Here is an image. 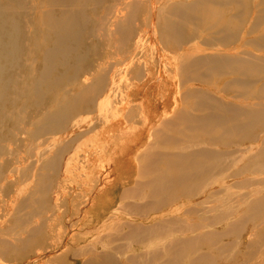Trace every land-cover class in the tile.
Masks as SVG:
<instances>
[{
	"label": "bare ground",
	"instance_id": "1",
	"mask_svg": "<svg viewBox=\"0 0 264 264\" xmlns=\"http://www.w3.org/2000/svg\"><path fill=\"white\" fill-rule=\"evenodd\" d=\"M142 1L146 0H0V108L1 101L9 99L8 89H17L18 82L37 100L56 95L61 84L89 68L86 42L98 34H105L115 44L114 52L127 49L138 55L141 49H154L163 64H168L166 57L164 60L168 43L160 42L155 24L145 36L151 21H159L165 39L176 42L175 78L182 83L213 84L219 92L234 97L219 98L215 91L210 94L191 86L170 102L169 97L130 99L132 109L125 113L135 121L128 131L115 133L113 145L118 149L112 151L111 147L109 159L101 156L105 158L101 169L85 172L82 182H90L89 187L64 201L72 213L83 212L87 227L79 229L74 242L64 245L59 255L45 256L52 264H213L205 254H198L203 247L228 260L232 253L222 251L230 244L225 239L238 238L245 228L254 226L250 214L264 207V189L256 188L237 196L246 208L232 214L223 202L234 198L221 189L227 184L250 183L251 178L239 180V175L264 170V103H252L264 101V0H156L147 9L141 7ZM124 57L119 62L111 57L112 63L105 64L102 75L100 70L84 73L88 105L106 108L110 88L125 75L121 62L128 55ZM223 77L230 79L218 84L217 79ZM159 102L170 105L160 111L156 109ZM71 109L78 114L85 106L77 97ZM41 120L29 122L28 138L55 132L56 127L49 123L38 126ZM133 132H138L137 137L122 149L121 144L126 145L122 137ZM76 138L70 136L53 154H30L36 160L34 171L59 170V180H64L69 166L63 153ZM7 142L5 148L10 149ZM243 142L248 145L238 147ZM234 163L240 167L229 169ZM107 165L113 169L105 175ZM29 175L32 190L23 204L27 210L18 215L17 222L21 227H34L18 242L19 251L0 238V258L6 263L13 254L20 264L32 262L29 256L40 244L35 234L46 230L43 234L48 235L55 228V219L42 223L36 218L48 201V192L59 186L46 172ZM107 178L110 180L105 181ZM82 199L88 201L86 208L78 207ZM207 214L213 220L211 225L221 222L224 230L190 225L193 216L205 218ZM259 243L260 238L250 241L248 248ZM248 256L252 257L247 261L225 264H264V259H253V253Z\"/></svg>",
	"mask_w": 264,
	"mask_h": 264
},
{
	"label": "rangeland",
	"instance_id": "2",
	"mask_svg": "<svg viewBox=\"0 0 264 264\" xmlns=\"http://www.w3.org/2000/svg\"><path fill=\"white\" fill-rule=\"evenodd\" d=\"M155 1L156 0L142 1L140 5L141 7L147 9V7ZM227 10L230 11V8L227 7L226 11ZM137 19L140 20L141 15ZM151 23L152 21L148 23L149 27L146 29L147 31L145 32V36L146 34L148 35V30L150 32V30L154 27L152 25L155 24V33L158 35L160 42L162 44L168 43V47L167 45L164 46L167 48L164 60L167 58L166 62L168 64H163L158 55L159 51L154 49H141L138 51V55L137 52L132 54L131 50L127 51V49L125 52H114L115 44L110 43L106 35L102 33L91 37L86 42L89 48L88 58L85 64L89 68H85V70L80 71L79 77L73 79L74 81L71 80L67 84H61L58 92H56V95L47 94L45 98L37 100V98H34L32 93L25 90L24 86L26 85L18 82L16 84L17 89L14 90L11 87L8 89L7 95L9 99H3L1 101L0 117H4V120H0V160L3 161V164L0 165V238L7 241L13 249L19 251L21 250V246H19L18 242L24 240L28 235H30V231L33 229L32 227H34L32 224H22L23 227H21V224L17 222L18 215L25 213L27 210L23 204L28 200V191L32 190V188H30L32 180H29L30 173L33 172V174H38L46 172L51 177L52 182L59 186V188L55 189L54 192H52V190L48 192V201L39 208V217L36 218H39L42 223L52 222V220L55 219V228L54 230H51L48 235L43 234L46 230H43L41 234H35V239L39 241L40 244L34 248L33 252L29 256L33 259V261L29 264H52L45 256L52 257L59 255L64 245L74 242L73 239L77 236L79 229H86L87 224L84 219L83 212L72 213V211L68 210L64 201L67 200L69 196L79 193L82 189L84 190L89 187L90 182H82V179L85 178V172L88 171L93 173V171L101 169L102 163L105 162V158L101 156L104 155L107 159H109L112 155V152H110L111 147L112 151L118 149L116 144L113 145L115 133L120 135V132L124 133L128 131L130 129V124L135 121L134 117L131 118L125 113V110H130V108L132 109L131 103L129 102L130 99L144 98L142 101H145L146 98H163L165 100L169 97L170 102L172 98H181L179 97V94L183 93L191 86L204 88L210 94H213L215 91L218 93L217 95L219 98H234L233 96L228 97L227 94L219 92L217 86L215 87L213 84L198 81H188L182 83L178 80L179 78H175L177 76V72L175 71L172 62L174 57L178 56L179 53V50H174L176 42L165 39L164 36L166 32L159 21L157 24L155 22ZM99 31L101 30L99 29L98 33ZM171 42L174 44H171ZM125 55H128V57L121 62L123 67L122 73L124 72L125 75H121L119 83L117 84L118 86L116 85L118 88H114L116 86H112L110 88L108 94L111 95H108L106 99V104H108L106 108L103 109V107H101L96 109L95 104L88 105L85 93L87 83L84 81V73H87L86 75H90L91 73L100 70L99 75H102L105 71V68H103L105 67V64L112 63L111 57H116L119 62L120 59L125 58ZM168 58L170 62L168 61ZM130 60L132 61L130 62ZM123 63L126 66L123 65ZM125 68L127 69L125 70ZM229 79L230 77H223L221 79H217V83L222 84ZM28 83L29 82L26 84ZM54 96L55 98H52ZM77 97L82 103H84L85 110L78 114H74L72 113L71 102ZM139 103H141V101H139ZM168 103L165 104L162 102L161 104V102H159L157 104V108H155L161 111L163 107L170 105ZM252 103L260 104L264 103V101L253 100ZM26 116H28V118ZM39 117L42 120L40 121L41 123L39 122L38 126L49 123L53 125V127H56L55 132L28 138L26 128L29 127V122ZM135 118H137V116ZM101 125L102 127H100ZM141 125L142 123H138V126ZM95 130H97L96 134L94 133ZM137 133L138 132H133L131 135H128V137H122V139H126V145L124 146L121 144L122 149L126 146L129 147V144H132V139L137 137ZM63 135H66L65 139ZM72 135L77 138L74 143L67 146L63 153V155L68 157L67 165L69 166V170L64 180H59V170L40 172L39 169H37V171H34L37 167L36 160L35 158L33 159L30 154H37L39 152L45 154V151H49V154H53L56 151L55 149L63 146L66 139L70 138ZM259 137H261V135ZM102 140L108 142V144L102 146ZM7 141H10V149L5 148L8 146ZM246 145L248 144L243 142L239 144L238 147L242 148L246 147ZM101 147H104L105 151L104 148L101 149ZM2 148L3 150L5 149V151H2ZM48 159L49 158H46L45 160L48 161ZM238 167H240V165L234 163L230 164L229 169H236ZM82 168L85 171L81 170ZM112 169V165H107L104 168L105 175H107L108 170L110 171ZM257 170L258 169H255L254 172L250 171L248 173H244L243 175H239V180H243L245 177L251 178L250 183L252 184L249 182L242 184H227L221 188L223 191L229 192L232 198H234L232 201L228 198H224L225 200L223 202V207L228 208L232 214H235L236 211L241 210L242 207L245 206V202L241 200L242 198L239 199L237 196H243L246 191H254L256 188L264 189V170ZM258 178L262 179L261 184L256 183ZM27 180H29L28 183ZM108 180L110 179L107 178L105 181ZM98 187L101 189L102 186L99 185ZM55 196L56 198L54 199L53 197ZM252 199H254L253 196L249 198L247 202H250ZM81 202L82 204L78 207L80 208L84 206L86 208L88 201H84V199H82ZM245 208L243 207L244 210ZM11 213H13V215L10 216ZM208 216L209 214H207L205 218H201L198 215H195L189 220L190 225L200 223L199 226L202 227L209 226L208 228L211 229L215 228L220 231L224 230L225 225H222L221 222L220 224H214V226L213 224L211 225L213 220ZM214 219L218 218L216 217ZM250 219L254 221V226L245 228L238 238L235 235H231L230 238L225 239V242L230 244L223 246L222 251L229 249L232 253V255L230 254L231 256H229L230 258L228 260H225L223 257L218 255L217 252H212L206 247L200 248L198 254H205L208 260L212 261L213 264H225L227 262L234 263L236 262V259L247 261V259L252 257L248 256V253L250 252L253 253V259L263 260L264 207L259 208L256 213L250 214ZM70 223H72V226ZM27 226L29 229L25 231ZM44 235L45 237H42ZM259 238L260 243L258 246L248 248V243L250 241L255 239L259 240ZM64 242L65 244H63ZM10 259L11 260L6 263L0 258V264H20V259L17 254L10 255Z\"/></svg>",
	"mask_w": 264,
	"mask_h": 264
}]
</instances>
